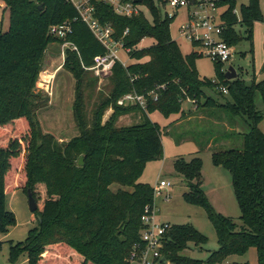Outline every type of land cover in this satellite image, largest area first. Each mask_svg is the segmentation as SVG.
I'll list each match as a JSON object with an SVG mask.
<instances>
[{
    "label": "trees",
    "instance_id": "obj_1",
    "mask_svg": "<svg viewBox=\"0 0 264 264\" xmlns=\"http://www.w3.org/2000/svg\"><path fill=\"white\" fill-rule=\"evenodd\" d=\"M122 1L146 7L151 18L143 10L121 16L112 6L94 1L95 17L110 25L115 39L131 50V62L115 65L107 79L109 92H100L89 112L86 93H94L99 78L86 68L107 50L76 8L67 0H0L10 22L8 31L0 32V234L16 222L6 207L10 191L31 192L41 219L24 242L11 246L10 264H17L23 253L29 255V264H128L135 247L142 244V216L151 215L154 209L155 189L140 179L146 165L163 156L162 130L150 115H179L178 120H183L186 102L229 115V130L234 131L236 125L243 128L239 132L244 139L242 149L212 153L213 164L231 174L242 226L210 204L202 189V158H180L174 166L189 186L184 198L207 210L220 249L206 261L183 256L190 243L205 245L208 238L192 225H172L163 243L164 260L169 264H224L231 256L255 248L258 264H264V131L259 127L264 111L256 104L258 93L264 104V80L247 82L241 67L238 78L228 81L223 63H215L220 81L202 78L196 65L201 55L195 50L183 54L172 37L173 18L161 11L166 0ZM238 1L217 2L224 9L222 38L230 47L247 41L253 53L254 25L264 20L262 0L242 4L241 17L236 13ZM66 22L72 27L66 39L50 34L52 26ZM66 41L79 49V53L66 49L63 65L76 82L73 110L79 135L59 143L43 131L39 121V112L49 100L37 92V83L49 46H62ZM144 41L151 46L142 47ZM221 88L228 90L223 104L206 93V89ZM128 94L144 96L147 108L119 106L118 101ZM109 110L113 113L105 120ZM131 113H139L141 122L118 126L120 117ZM82 156L85 160L80 166ZM114 185L121 188L114 191ZM47 251L54 256L50 260L44 257Z\"/></svg>",
    "mask_w": 264,
    "mask_h": 264
},
{
    "label": "rangeland",
    "instance_id": "obj_2",
    "mask_svg": "<svg viewBox=\"0 0 264 264\" xmlns=\"http://www.w3.org/2000/svg\"><path fill=\"white\" fill-rule=\"evenodd\" d=\"M189 4L198 5L197 0H188ZM247 4V0H239L236 7L238 17H241V5ZM181 8L176 11L171 24V34L175 41L178 42L183 54L188 55L195 51H200V46L193 44L186 39L182 32L181 26L190 20L193 12L205 15V10L199 8V5ZM5 3L0 2V32H6L9 29V13L4 12ZM147 17H150L146 7L141 6ZM223 7L210 8L209 14L214 16L215 23L219 24L220 15ZM162 14L166 12L173 14V9L161 6ZM262 12L264 16V0H262ZM240 33L244 32L242 27L237 28ZM203 33V31H202ZM151 46L150 41L142 44V47ZM233 50L232 60L225 63L223 70L234 66L247 69L252 68L253 59L256 60L264 54V20L256 22L254 25V51L250 53V43L242 42L238 47L231 46ZM245 53L246 55H242ZM123 62L130 63V58L125 51L120 52ZM64 59L62 58V49L59 44H52L46 54L43 71L37 83V92L41 93L46 99L48 105L39 112V121L45 133L54 135L59 143H67L72 138L79 135V128L74 117V101L76 95V82L73 75L63 68ZM197 69L202 78L213 81H220L215 62L206 57L199 56L196 61ZM240 67V68H241ZM61 68V69H60ZM239 68V69H240ZM238 69V73L239 70ZM249 73V72H248ZM247 73V74H248ZM44 75H53L55 79L51 84L49 93L46 92V84L43 83ZM247 79V75H246ZM108 81L98 83L94 93L87 92L86 107L89 112L93 109L99 99L100 92L107 94L106 88ZM209 97L214 98L220 103H226L228 96L222 91L206 89ZM51 94V95H50ZM205 101H202V104ZM256 104L259 110L264 111V104L261 95H256ZM189 114L183 120H178L179 115H173L169 118L156 112L150 115V119L158 123L162 130L163 156L159 160L149 162L146 165L140 182L150 184L155 189L154 207L155 216L158 223H170L171 225H192L199 232L208 238L205 245L196 246L190 243L182 255L194 260L206 261L212 253L220 249L217 233L210 221L208 212L204 207L191 204L186 201L184 194L189 191L188 183L176 173L174 163L176 160L183 158L190 161L195 156L203 160V185L210 204L213 209L242 226L241 209L232 184V177L229 171L221 167H216L212 162V153L215 150L242 149L244 139L239 135L243 128L236 125L234 131L229 130L231 124L230 118L221 112H207L198 104L188 102L183 105ZM200 107V108H199ZM109 110L105 120L112 115ZM191 121H190V120ZM139 113H131L120 117L118 126H130L138 124L141 121ZM179 123L184 125L179 126ZM216 123V124H215ZM211 126H210V125ZM260 129L264 131V121L260 124ZM237 132V133H235ZM247 132V131H246ZM161 181L170 182L171 186L159 190ZM121 188L114 185V191ZM6 207L9 212L15 216V224L9 226L8 231L0 234V264H10L11 246L24 242L29 232L39 227V218L29 207V197L22 189L10 191L6 197ZM48 260L53 258L52 251L44 254ZM44 261H47L44 259ZM258 264L257 249L252 248L247 254L231 256L224 264ZM17 264H29V255L21 254L17 259Z\"/></svg>",
    "mask_w": 264,
    "mask_h": 264
},
{
    "label": "built area",
    "instance_id": "obj_3",
    "mask_svg": "<svg viewBox=\"0 0 264 264\" xmlns=\"http://www.w3.org/2000/svg\"><path fill=\"white\" fill-rule=\"evenodd\" d=\"M71 3L79 13L81 20L89 26L95 37L106 48L107 52L104 55H99L94 58V65L86 68L94 73L99 78V82H106L112 75L113 69L117 63L127 66L128 63L122 61L120 52L125 51L127 55L131 52L125 48L122 41H118L114 37V29L110 25H103L95 17L94 1L103 2L112 6L118 15L131 17L141 12L140 5L132 2H123L122 0H67ZM221 0H197L199 8L205 10V15L193 12L190 15V20L181 26L183 36L200 46V51H197L201 56H206L212 59L215 63H229L232 60L233 50L222 38L224 27L220 21L215 23L214 16L209 14L210 8H217V2ZM188 0H166L165 7L173 9V14L166 12L169 18H174L176 11L181 8H186L196 4H189ZM196 5V6H198ZM203 31V33H202ZM128 31L125 32V35ZM72 33L70 23L66 22L62 25L52 26L50 34L52 36L66 39ZM194 45V46H195ZM71 49L79 53V49L71 42H64L61 46L62 58L65 62L66 49ZM61 69V68H60ZM43 83L46 84V92L49 93L51 84L55 79L53 75H44ZM224 94H228L226 88L220 89ZM51 95V94H50ZM139 104L143 109L147 108L146 99L144 96L137 94L125 95L118 101L119 106H129ZM171 183L161 181L159 190L170 187ZM142 222L145 229L142 232V244L135 247L128 264H169L165 262L162 248L166 234L171 229L170 223H158L155 216V207L153 213L142 216ZM143 245V246H141ZM164 260V263L162 262Z\"/></svg>",
    "mask_w": 264,
    "mask_h": 264
},
{
    "label": "crops",
    "instance_id": "obj_4",
    "mask_svg": "<svg viewBox=\"0 0 264 264\" xmlns=\"http://www.w3.org/2000/svg\"><path fill=\"white\" fill-rule=\"evenodd\" d=\"M146 41H144L143 43H145ZM142 43V44H143ZM243 56L245 55V53L242 54ZM241 66H239L238 68H236L237 72L238 69ZM243 68V67H242ZM245 72L243 74V78L247 81V82H251L253 79L256 80V82H261L264 80V54L261 55V57H259L258 59L254 60L253 59V63H252V68L249 69V71L247 69H245ZM249 72V73H248ZM248 73V74H247ZM246 75H247V79H246ZM239 76V73H238ZM190 104H193L192 102H188ZM199 106V105H198ZM200 108V107H199ZM186 110V109H185ZM189 116V114L186 112V117ZM190 120V119H189ZM191 121V120H190ZM185 122V119L183 121V123ZM179 123V126H182L184 124ZM216 124V123H215ZM210 125V124H209ZM211 126V125H210Z\"/></svg>",
    "mask_w": 264,
    "mask_h": 264
},
{
    "label": "water",
    "instance_id": "obj_5",
    "mask_svg": "<svg viewBox=\"0 0 264 264\" xmlns=\"http://www.w3.org/2000/svg\"><path fill=\"white\" fill-rule=\"evenodd\" d=\"M135 2L136 3H142L143 0H136ZM225 78L228 81H233V80H236L238 78V72H237V70H236V68L234 66H229V68L225 72ZM84 160H85V156H82L81 159L79 160L78 164L80 166H82L84 164ZM28 197H29V207H30V210L33 213L37 212V210H38V204H37V201L35 200V198H34V196L32 195L31 192H28ZM39 221H41L40 218H39ZM162 262L164 263V260Z\"/></svg>",
    "mask_w": 264,
    "mask_h": 264
}]
</instances>
